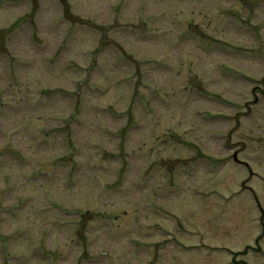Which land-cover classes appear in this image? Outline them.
<instances>
[{"label": "rangeland", "instance_id": "374dc122", "mask_svg": "<svg viewBox=\"0 0 264 264\" xmlns=\"http://www.w3.org/2000/svg\"><path fill=\"white\" fill-rule=\"evenodd\" d=\"M263 86L264 0H0V264H264Z\"/></svg>", "mask_w": 264, "mask_h": 264}, {"label": "trees", "instance_id": "16d2710c", "mask_svg": "<svg viewBox=\"0 0 264 264\" xmlns=\"http://www.w3.org/2000/svg\"><path fill=\"white\" fill-rule=\"evenodd\" d=\"M65 12H66V14L68 13V8L66 7V9H65ZM68 15V14H67Z\"/></svg>", "mask_w": 264, "mask_h": 264}]
</instances>
